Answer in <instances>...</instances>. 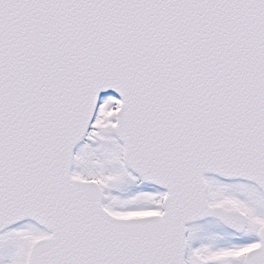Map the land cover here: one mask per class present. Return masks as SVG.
<instances>
[{
  "label": "snow or ice",
  "instance_id": "1",
  "mask_svg": "<svg viewBox=\"0 0 264 264\" xmlns=\"http://www.w3.org/2000/svg\"><path fill=\"white\" fill-rule=\"evenodd\" d=\"M0 264H264V0H0Z\"/></svg>",
  "mask_w": 264,
  "mask_h": 264
}]
</instances>
